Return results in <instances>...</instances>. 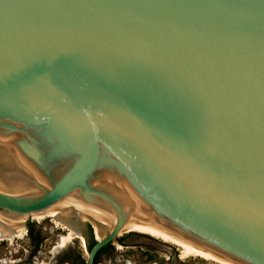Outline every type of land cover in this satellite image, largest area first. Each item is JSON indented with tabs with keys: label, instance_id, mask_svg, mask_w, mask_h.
Here are the masks:
<instances>
[{
	"label": "water",
	"instance_id": "water-1",
	"mask_svg": "<svg viewBox=\"0 0 264 264\" xmlns=\"http://www.w3.org/2000/svg\"><path fill=\"white\" fill-rule=\"evenodd\" d=\"M0 176L264 264V0H0Z\"/></svg>",
	"mask_w": 264,
	"mask_h": 264
},
{
	"label": "rangeland",
	"instance_id": "rangeland-1",
	"mask_svg": "<svg viewBox=\"0 0 264 264\" xmlns=\"http://www.w3.org/2000/svg\"><path fill=\"white\" fill-rule=\"evenodd\" d=\"M84 223L88 233V238L82 235L85 246L77 233L71 232L57 219L28 217L19 233L0 241V264H62L66 253L79 256L76 264H86L87 243L94 240L95 226L90 218L85 219ZM77 225L82 232L83 226ZM61 240L65 241L64 247L54 250L53 246ZM34 243L36 253L30 257ZM98 261L99 264H221L200 256H181L177 246L133 231L118 235Z\"/></svg>",
	"mask_w": 264,
	"mask_h": 264
},
{
	"label": "bare ground",
	"instance_id": "bare-ground-1",
	"mask_svg": "<svg viewBox=\"0 0 264 264\" xmlns=\"http://www.w3.org/2000/svg\"><path fill=\"white\" fill-rule=\"evenodd\" d=\"M0 185L15 188L8 176L6 178L0 176ZM127 210L128 215L120 229L119 235L132 231L138 232L177 246L181 256L195 255L214 260L221 264H236L223 257L214 255L208 250L164 229L158 223H155L144 215L141 209L128 206ZM28 217H53L57 219V222L59 221L65 224L71 232L74 231L77 233L76 235L81 239L83 246H85V240L79 231L77 223L82 227L84 220L90 218L94 222V224L92 223L93 226H95V230L93 229L94 237L100 239L106 231L111 229V223L116 219L114 212L87 203L80 198L78 193L71 192L62 199L37 212L22 214L16 217L0 212V241L9 239L19 233L18 231L22 227L24 220ZM71 218H76L78 221H71ZM64 245L65 241L61 240L53 248L54 250L61 249Z\"/></svg>",
	"mask_w": 264,
	"mask_h": 264
},
{
	"label": "flooded vegetation",
	"instance_id": "flooded-vegetation-1",
	"mask_svg": "<svg viewBox=\"0 0 264 264\" xmlns=\"http://www.w3.org/2000/svg\"><path fill=\"white\" fill-rule=\"evenodd\" d=\"M88 238V236L86 237ZM88 240V239H87ZM95 240H90L88 241V248L94 243ZM111 242L107 243L106 245L103 246V249L98 255L96 256V264H99V258L102 254L106 253V250L111 246ZM120 242H123V240H120ZM85 248V247H84ZM36 253V243L33 244V249L30 252L29 256L31 257V254L34 255ZM87 259V258H86ZM80 260L78 255L72 254L70 255L69 253L65 254V257L63 258V261L61 262L62 264H76L77 261ZM25 262H22L21 264H24Z\"/></svg>",
	"mask_w": 264,
	"mask_h": 264
},
{
	"label": "trees",
	"instance_id": "trees-1",
	"mask_svg": "<svg viewBox=\"0 0 264 264\" xmlns=\"http://www.w3.org/2000/svg\"><path fill=\"white\" fill-rule=\"evenodd\" d=\"M102 249H103V247L100 248V249L97 251V253H96L95 257H94V264H96V256L98 255V253H100V252L102 251Z\"/></svg>",
	"mask_w": 264,
	"mask_h": 264
}]
</instances>
